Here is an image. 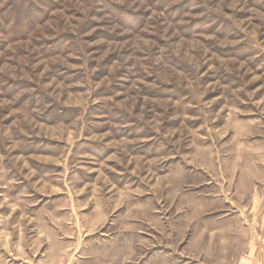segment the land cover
<instances>
[{
    "label": "rangeland",
    "instance_id": "1",
    "mask_svg": "<svg viewBox=\"0 0 264 264\" xmlns=\"http://www.w3.org/2000/svg\"><path fill=\"white\" fill-rule=\"evenodd\" d=\"M255 184L264 0H0L1 264H242Z\"/></svg>",
    "mask_w": 264,
    "mask_h": 264
},
{
    "label": "crops",
    "instance_id": "2",
    "mask_svg": "<svg viewBox=\"0 0 264 264\" xmlns=\"http://www.w3.org/2000/svg\"><path fill=\"white\" fill-rule=\"evenodd\" d=\"M248 126V125H247ZM252 125L250 124V130L252 129ZM249 127H245V129H248ZM256 131V129H255ZM251 132V131H250ZM260 154L259 152L254 153L253 155ZM255 161V160H254ZM256 162V161H255ZM258 163V162H257ZM251 170H249L246 166V170H248L249 173H256L257 170H254L253 165L251 164ZM256 167V166H255ZM262 189V190H261ZM264 185L262 184H255L254 186L251 187L250 189V201L247 203L246 206L238 207L236 209L237 214L234 215L238 221L247 223L245 226L250 229V233L247 234L246 238L244 239V246H245V257L243 259L242 264H264ZM66 199V198H65ZM68 201L70 202L68 205L71 207L69 208L68 211H71L70 213H61V209H55V212H49L45 213L42 209L40 210L39 208L36 209L37 203H27V201H22L23 207L20 206L19 210L11 211L12 215H15L16 211H19V214L17 215V218L19 223H21V220L24 218L30 217L31 221L36 223L37 225L41 224L43 225L44 223H54V225H50L52 229L49 227L46 231L48 232V237H49V242L51 245H62L63 247L67 245V242L62 241V238H70V235H72V230L74 229V224L76 221H88L90 222L92 219L87 220V215L81 214L80 212L78 213V210L80 211L81 207H83L86 202H76L75 200H71L70 198H67ZM27 203V205H26ZM30 207V208H29ZM78 207V208H77ZM80 208V209H79ZM78 209V210H77ZM12 210V209H11ZM64 210V209H63ZM39 211V213H37ZM29 212V213H28ZM249 218L250 220H247ZM69 221L70 225L69 226ZM44 222V223H43ZM68 223V225H66ZM243 224V223H242ZM244 226L245 230L249 231L246 227ZM42 227V226H41ZM43 228V227H42ZM21 229V228H20ZM42 231V230H41ZM41 231L38 232L37 236L41 235ZM43 230V233L47 232ZM76 231V230H75ZM20 240L17 241L16 243L19 244L18 252L20 256H22V260H17L19 261L20 264H31V262L28 261L29 256L32 257L27 251H20L22 249V232H20ZM61 236V237H60ZM43 239H45L43 237ZM5 249V248H4ZM5 252L8 251V249L4 250ZM61 253V252H60ZM12 254V252L10 253ZM58 258L55 262L57 264H64V259L61 258L59 260ZM1 264V263H0ZM17 264V263H14ZM37 264V263H34ZM70 264V263H68Z\"/></svg>",
    "mask_w": 264,
    "mask_h": 264
}]
</instances>
